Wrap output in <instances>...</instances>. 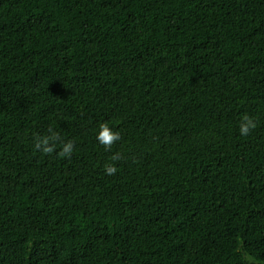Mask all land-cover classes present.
<instances>
[{
  "label": "trees",
  "instance_id": "16d2710c",
  "mask_svg": "<svg viewBox=\"0 0 264 264\" xmlns=\"http://www.w3.org/2000/svg\"><path fill=\"white\" fill-rule=\"evenodd\" d=\"M0 264H264V0H0Z\"/></svg>",
  "mask_w": 264,
  "mask_h": 264
},
{
  "label": "clouds",
  "instance_id": "9594fccd",
  "mask_svg": "<svg viewBox=\"0 0 264 264\" xmlns=\"http://www.w3.org/2000/svg\"><path fill=\"white\" fill-rule=\"evenodd\" d=\"M256 128V122L254 119L244 116L239 124V134L241 136H248ZM98 143L106 150L111 149L112 146L120 140L118 132L113 131L107 124L101 125L100 131L97 134ZM59 141V137L54 133L50 136L39 137L35 141V148L44 153L51 154L54 151L56 143ZM73 152V144L71 142L64 143L59 153L61 156L69 157ZM115 159V157H114ZM106 173L113 175L117 172L116 167L106 165Z\"/></svg>",
  "mask_w": 264,
  "mask_h": 264
}]
</instances>
